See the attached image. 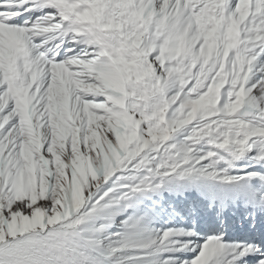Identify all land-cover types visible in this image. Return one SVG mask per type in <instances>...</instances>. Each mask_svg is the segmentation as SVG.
<instances>
[{
  "label": "snow or ice",
  "instance_id": "snow-or-ice-1",
  "mask_svg": "<svg viewBox=\"0 0 264 264\" xmlns=\"http://www.w3.org/2000/svg\"><path fill=\"white\" fill-rule=\"evenodd\" d=\"M0 264H264V0H0Z\"/></svg>",
  "mask_w": 264,
  "mask_h": 264
}]
</instances>
